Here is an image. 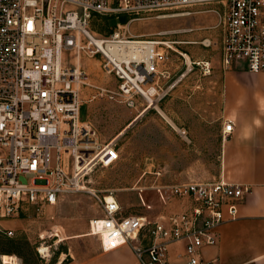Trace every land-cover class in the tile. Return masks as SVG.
Here are the masks:
<instances>
[{
  "label": "built area",
  "instance_id": "1",
  "mask_svg": "<svg viewBox=\"0 0 264 264\" xmlns=\"http://www.w3.org/2000/svg\"><path fill=\"white\" fill-rule=\"evenodd\" d=\"M197 3L212 4L219 17L222 68L264 71V0H0V219L19 215L29 204L39 209L56 203L63 193L81 188L87 164L117 160L118 135L101 138L89 120L80 119L81 84L95 88L88 99L120 97L135 108L121 132L164 94L154 76L168 58L159 41L125 36L120 24L98 37L91 18ZM201 42L209 46L212 40L205 36ZM85 47L116 76V89L91 83L80 65L71 63L70 56ZM232 126L226 119L222 134ZM250 190L248 183L223 178L174 183L164 195L185 205L161 218L126 214L112 192L110 199L95 194L103 213L90 219V232L98 234L103 250L128 244L140 264H173L168 246L176 241L184 242L183 264H214L200 255V247L217 242V226L236 217Z\"/></svg>",
  "mask_w": 264,
  "mask_h": 264
},
{
  "label": "rangeland",
  "instance_id": "2",
  "mask_svg": "<svg viewBox=\"0 0 264 264\" xmlns=\"http://www.w3.org/2000/svg\"><path fill=\"white\" fill-rule=\"evenodd\" d=\"M211 6L197 3L188 7L97 14L91 18L89 26L98 37L109 36L120 24L125 36L159 41L168 51L166 62L158 65L154 75L159 82L165 76L210 77L222 69V25L210 10ZM205 36L211 38V45L201 42ZM88 49L82 48L78 56L72 54L71 63L80 65L91 83L116 89V76L106 72L100 55H89ZM199 60L209 61V64L196 63ZM93 89L81 84L80 119L89 120L101 138L118 135L117 160L109 165L87 164L81 177L84 187L63 193L56 203H45L39 209L29 204L19 215L0 219V264H64L72 258L80 261L100 251L98 234L91 233L89 227L90 219L103 213L96 195L112 192L126 214L161 218L184 207L182 199L167 198L164 194L168 195L170 186L181 181L176 174L180 169H195L198 165L181 162V159L160 163L158 113L152 111L121 132L134 117L135 108L120 97L88 99ZM168 142L174 151L173 134ZM54 155L51 149V163H54ZM203 166L209 175L217 173L216 161ZM2 227L12 228L13 234L7 235ZM42 247L46 251L41 250Z\"/></svg>",
  "mask_w": 264,
  "mask_h": 264
},
{
  "label": "crops",
  "instance_id": "3",
  "mask_svg": "<svg viewBox=\"0 0 264 264\" xmlns=\"http://www.w3.org/2000/svg\"><path fill=\"white\" fill-rule=\"evenodd\" d=\"M159 83L164 94L143 117L158 113L160 163L181 159L198 165L180 169L176 174L181 181L223 178L251 185L238 204L236 217L217 226V242L202 245L200 255L214 264H264V71L222 68L210 77L165 76ZM226 119L233 126L223 135ZM172 134L174 151L168 142ZM215 161L217 173L209 175L203 165ZM99 247L100 251L83 260L72 258L64 264H140L128 244L107 250ZM183 251V241L170 243L168 261L183 264Z\"/></svg>",
  "mask_w": 264,
  "mask_h": 264
},
{
  "label": "bare ground",
  "instance_id": "4",
  "mask_svg": "<svg viewBox=\"0 0 264 264\" xmlns=\"http://www.w3.org/2000/svg\"><path fill=\"white\" fill-rule=\"evenodd\" d=\"M186 56H187V55H186ZM189 61H190V60H189V57L187 56V62H189ZM81 187H84V185H82ZM106 197H107V199H110V197H111L110 193H108V194L106 195ZM41 250L46 251V248L42 247ZM6 263H8V261H6ZM12 264H16V263L12 262Z\"/></svg>",
  "mask_w": 264,
  "mask_h": 264
}]
</instances>
